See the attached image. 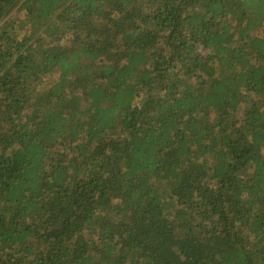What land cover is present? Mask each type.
Listing matches in <instances>:
<instances>
[{
	"label": "trees",
	"instance_id": "16d2710c",
	"mask_svg": "<svg viewBox=\"0 0 264 264\" xmlns=\"http://www.w3.org/2000/svg\"><path fill=\"white\" fill-rule=\"evenodd\" d=\"M0 264H264V0H0Z\"/></svg>",
	"mask_w": 264,
	"mask_h": 264
}]
</instances>
